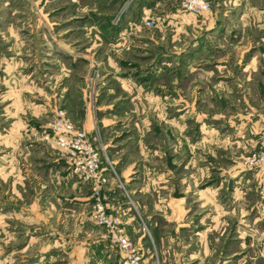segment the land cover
I'll use <instances>...</instances> for the list:
<instances>
[{"label": "rangeland", "instance_id": "374dc122", "mask_svg": "<svg viewBox=\"0 0 264 264\" xmlns=\"http://www.w3.org/2000/svg\"><path fill=\"white\" fill-rule=\"evenodd\" d=\"M135 1L0 0V264H41L56 250L57 228L79 238L100 228L107 242L91 241L99 254L87 264H121L107 229L91 219V183L56 141L61 111L121 155L122 167L131 163L123 174L112 161L127 192L111 174L110 203L138 216L147 264H264V0L228 2L218 21L183 1V15L160 4L142 13L154 25L139 15L118 32ZM182 125L188 148L178 155ZM140 139L166 149L149 162L157 173L173 169L188 190L179 213L156 208L158 198L148 212L137 206L129 171L143 165L132 148ZM196 142L199 176L189 151ZM161 183L166 198L174 183ZM44 261L68 264L62 254Z\"/></svg>", "mask_w": 264, "mask_h": 264}, {"label": "crops", "instance_id": "0c3cea01", "mask_svg": "<svg viewBox=\"0 0 264 264\" xmlns=\"http://www.w3.org/2000/svg\"><path fill=\"white\" fill-rule=\"evenodd\" d=\"M183 0H136L135 2H139L141 5L138 6V10L134 11L131 10V19L127 20V22L125 21V23H120L119 25H115V30H118V32H126L128 30H130L131 26L129 25V23L132 20H135L136 18H138V16L140 15L141 17H143L142 13L147 12L145 10V8L148 9H152L155 8L156 5H166L167 7L174 9L175 11L173 12V14L177 15H183L184 13H179V11L181 10V2ZM231 1H236V0H215L214 3H216V6L214 8V11H210L208 13H204L207 14V18L209 16H211L213 19H216V21L219 20V17L221 15V11H220V7L224 4H227L228 2ZM136 4H133L132 7H134ZM261 11V10H260ZM191 13V12H189ZM225 13V12H224ZM194 14V13H192ZM227 14V13H226ZM196 15V14H194ZM245 15V10L242 13V17H244ZM124 18H127L126 15ZM144 18V17H143ZM101 106V104H100ZM99 121V120H98ZM92 122V118L89 119H85L84 120V125L88 124L90 125L89 127H96L95 125H97L98 127H100V124H96V123H91ZM186 124V123H185ZM212 124V123H211ZM186 126V125H185ZM185 126L182 125L179 126L178 128V138L176 137L174 140V147H173V152L174 154L177 153L178 155H182L183 152L187 151L188 148V138L187 135L185 134ZM170 133V132H169ZM212 136H213V131L211 132ZM176 136V135H175ZM155 146H159V144L155 143ZM191 144H189V151L192 152L191 155V159L193 161L192 166H196L195 167V174H198V176L200 175V160L202 159V154H201V150L200 148H202V142L200 144H198V142H196L195 144H193L192 146H190ZM104 147V146H103ZM212 147V146H211ZM133 150L137 148V153L140 154V158H138L139 160L143 161V165L140 167H136V168H131V170L129 171V185L131 187V191L134 193V196L136 198V202H137V206H141L144 212H148L149 208L152 207V203L150 201H148V199L153 198V201H156L155 199H159V202H163V203H158L157 204L155 202V204H153L156 208L158 207H162V208H172L174 214L179 213L180 210H183L184 207H186V201L188 198L187 189H183L182 186L180 184H177L176 182V178H174V172L173 169L171 168H167L166 171L162 172V173H157L155 172V170H157L155 166L152 165V162H149V160H151V157L154 155H158V157H162L164 156L166 149L165 150H158L156 149V147H153L152 149L150 148V146H147V144L142 143V140L140 139V141L138 142L137 146H133L132 147ZM213 148V147H212ZM109 156L110 160L113 162L117 163V166L121 168V170L123 171L122 173L124 174L127 167L131 164L130 162L128 164H126L125 166H121L120 164H118V160L121 159V155H117L116 151H113L112 149H108L106 146L103 149ZM128 149L125 148L123 150V152H130L127 151ZM153 150V151H152ZM133 152V151H132ZM154 152V153H151ZM191 154V153H190ZM179 156H177L178 158ZM153 158V157H152ZM176 158V159H177ZM175 159V158H174ZM175 159V160H176ZM179 159V158H178ZM74 173H72V171L70 170L69 175H73ZM203 174V173H201ZM69 175L67 177H69ZM168 176V179H163V177ZM74 176H71L70 178L72 179V186H79V189L82 190L85 185V183H82V185H79L78 183V179L73 178ZM169 178L172 179L173 181V186H171V188L167 191V197H163L162 195V191L163 189L167 186L166 184H163L161 182H167L169 181ZM184 179L183 181L186 180V178H182ZM77 181V182H75ZM180 183V182H179ZM78 184V185H77ZM180 185V186H179ZM179 187V192L176 191L175 189L176 187ZM210 192H212L211 189H209ZM179 193V194H176ZM116 195H114V199L116 200ZM158 196V197H156ZM84 198V197H83ZM86 198H88L87 203L90 200V195H88ZM163 200V201H162ZM111 204L117 208H120L123 212V221H124V230H126V232L132 237V238H136V240L138 241V244L140 245V247L145 249L144 247V242L142 241L143 236L145 235V231L143 233H140V226L138 227V225H140V221L138 216L136 215L135 212H132V209L130 207H124L123 202L119 201L117 199V201H113L111 202ZM92 220H94L93 218H91ZM83 222V221H82ZM95 222V221H94ZM99 231L101 233H99V235H97V232H95V234L92 236L90 234V232L87 231V235H84L82 238L75 236V232H68L65 235V231L63 230V228H57V229H53L54 230V236L53 239L55 242L53 243L54 245H57L56 250L51 252L53 254H45L46 259H39L38 261L41 262V264H43L42 261H44V263L47 262H53V260L56 259L57 256H60L61 254L65 257L68 258V264H87L89 258L91 256L97 255V253L99 252L98 249L91 247V241H96V243H100L102 242H107L106 240V236L104 235L105 233L102 232L100 230V228H98ZM94 237V238H92ZM118 249V247H117ZM144 252L146 250H143ZM148 252V251H147ZM99 254V253H98ZM55 256V257H54ZM148 256V255H146ZM200 264V263H198Z\"/></svg>", "mask_w": 264, "mask_h": 264}, {"label": "built area", "instance_id": "2783aa9c", "mask_svg": "<svg viewBox=\"0 0 264 264\" xmlns=\"http://www.w3.org/2000/svg\"><path fill=\"white\" fill-rule=\"evenodd\" d=\"M215 0H183V7L196 15L212 10ZM148 26L154 25V19L144 18ZM57 128L56 141L62 153L70 162L71 170L91 183L92 211L94 221L107 229L113 243L118 247L121 264H147L140 245L124 230L123 212L110 203L109 184L111 176L127 192L123 181L119 178L104 147L90 137L84 127H76L61 111L55 122ZM96 131H97V127ZM112 174V175H111ZM150 235L147 227H144Z\"/></svg>", "mask_w": 264, "mask_h": 264}]
</instances>
